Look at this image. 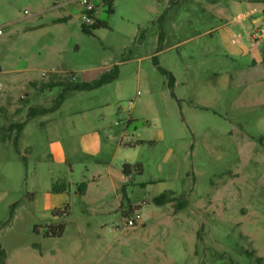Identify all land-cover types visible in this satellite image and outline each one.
<instances>
[{"label":"rangeland","instance_id":"rangeland-1","mask_svg":"<svg viewBox=\"0 0 264 264\" xmlns=\"http://www.w3.org/2000/svg\"><path fill=\"white\" fill-rule=\"evenodd\" d=\"M93 1L106 26L86 33L79 0H0V106L11 102L0 114L5 264H264V0ZM114 66L112 84L67 93L61 116L83 112L121 143L118 168L141 166L124 211L103 186L77 196L91 181L83 159L74 174L57 169L68 215L37 212L33 197L65 181L50 180L48 136L28 106L49 108L61 90L38 89L27 103L28 82H92ZM22 123V137L2 129ZM61 223L62 237L47 238Z\"/></svg>","mask_w":264,"mask_h":264},{"label":"crops","instance_id":"crops-1","mask_svg":"<svg viewBox=\"0 0 264 264\" xmlns=\"http://www.w3.org/2000/svg\"><path fill=\"white\" fill-rule=\"evenodd\" d=\"M215 2L216 0H211ZM264 11V8H263ZM256 23V21H254ZM257 65V62L254 63ZM112 68H109L106 72L110 71ZM104 72V73H106ZM101 73L99 77L104 74ZM98 77V78H99ZM97 78V79H98ZM95 79V80H97ZM94 80V81H95ZM56 82H65L63 80H58L56 78H48L43 79L42 81H29L28 87L31 89L28 91L24 97L26 99H30L32 101L33 96H35L36 91H41V94L44 95L46 90L52 91V89L41 88V86H45L47 84H52ZM93 82V81H92ZM83 83H91V82H83ZM33 84H36L35 86ZM62 92V89L59 88ZM72 93V92H69ZM24 97L20 98V100H24ZM67 98V94H66ZM62 103V105L54 112L49 113L45 116H41L40 127L43 128L45 134H47V157L49 162L53 165L52 170L49 175L52 176L50 180L60 181L63 180L65 183H68V177H64L60 172L57 171L58 168L69 165L70 175L75 173V164L80 160L86 159L85 171L87 173H91V181L88 182L86 193L81 196L87 197L89 191L92 188H100L105 187L106 191L101 194V197L107 198L111 197L113 205L119 206L120 210H122V201L128 198V185L130 183L129 176L124 175L123 164L121 168H118L114 164L115 154L117 150L120 148L121 143L118 145V148L114 146L115 137L111 134L106 135L102 128L99 127V123L97 124L95 120L88 121V118L85 116L77 117L76 115L81 114L83 112H75L72 113V116L69 118H63L61 116V112L63 107L67 101ZM7 99L6 105H1L0 109L5 110L7 112L9 105L11 102H8ZM26 102H31L27 101ZM15 102V101H14ZM44 99L41 98L39 103L42 104ZM51 108L54 104V100H52ZM31 108H45V107H33L28 106V110ZM48 109V108H46ZM85 123L93 124L90 129L83 130L82 126ZM14 124H11L7 128H2L6 132H11ZM17 125V124H16ZM29 125V124H28ZM28 125H25L23 131L20 133V137L28 129ZM82 130V131H81ZM67 140V144L66 141ZM140 143V141H138ZM142 143V142H141ZM114 148V151H112ZM114 153H112V152ZM91 166V167H89ZM56 181V182H58ZM55 184V183H54ZM53 184V185H54ZM83 184V183H82ZM53 185L51 186V190L44 194H36L33 197V204L35 205L37 212H53L57 208L62 210V206L64 207L66 202V195L69 191V186L66 192L63 193H54L52 191ZM74 186H78L74 184ZM122 188H125V195L122 192Z\"/></svg>","mask_w":264,"mask_h":264},{"label":"trees","instance_id":"trees-1","mask_svg":"<svg viewBox=\"0 0 264 264\" xmlns=\"http://www.w3.org/2000/svg\"><path fill=\"white\" fill-rule=\"evenodd\" d=\"M114 0H105L106 4H109L110 7H112ZM105 23L103 22H99L97 20H95L94 24L91 27H86L83 25V30L86 33H90L89 29L90 28H100V27H105ZM157 65V63H156ZM158 66V65H157ZM159 71L164 74L165 76H167L169 78V86L172 88L173 86V78L171 76V74L169 72H167L166 70L162 69L161 67L158 66ZM119 77V69L118 66H114L110 71L102 74L97 80L91 82V83H74V82H56V83H52V84H47V85H43L41 86V88H47V89H52V88H61L62 92L59 95L58 99L54 101V104L51 108H31L29 110V116L30 118H35L37 116L41 117V116H45L49 113H52L54 111H56L61 105L62 103L65 101L66 98V94L69 92H83V91H91V90H95V89H99L103 86L112 84L113 82H115ZM34 86L36 84H33ZM1 113H5V110L0 109V114ZM25 127V124H17L14 125L12 127V129L16 128L19 132V134L23 131ZM19 134L17 136H15L14 138V144L17 147L18 146V141H19ZM133 171H136L138 174L141 173V166L140 165H131V164H125L123 166V172L124 175L129 176L131 175V173ZM68 189V185L66 183H55L53 185L52 191L54 193H63L66 192ZM86 189H87V185L85 183L79 185L77 187V196H83L86 193ZM125 188H122V192L125 195ZM166 195H161L158 198H156L154 200V202L157 205H161L164 204L165 199H166ZM69 212V207L66 206V208L64 210H55L53 212L54 217H59V216H66L68 215ZM126 216V215H125ZM49 234L46 235L47 238H60L62 237V235L64 234L65 231V224L61 223L59 225L56 226H49ZM0 264H5V253L3 251H0ZM257 264H263V259L262 258H257L256 259Z\"/></svg>","mask_w":264,"mask_h":264},{"label":"built area","instance_id":"built-area-1","mask_svg":"<svg viewBox=\"0 0 264 264\" xmlns=\"http://www.w3.org/2000/svg\"><path fill=\"white\" fill-rule=\"evenodd\" d=\"M238 1H241V0H238ZM244 1H249V0H244ZM79 2L82 7L81 16H82L84 26L91 27L96 20V16L98 14V8L93 0H79ZM262 36H263V31L256 29L253 34V38L255 40H260ZM72 81L73 82L76 81V78L73 77ZM135 223H136V220L128 219L126 222V225L129 228H133L135 227Z\"/></svg>","mask_w":264,"mask_h":264}]
</instances>
